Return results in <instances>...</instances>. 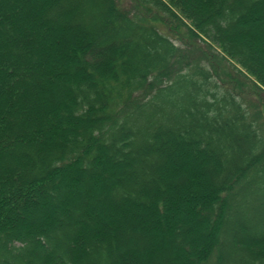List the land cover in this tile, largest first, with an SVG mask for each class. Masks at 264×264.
Wrapping results in <instances>:
<instances>
[{
    "label": "trees",
    "instance_id": "trees-1",
    "mask_svg": "<svg viewBox=\"0 0 264 264\" xmlns=\"http://www.w3.org/2000/svg\"><path fill=\"white\" fill-rule=\"evenodd\" d=\"M263 27L264 0H0V264H264Z\"/></svg>",
    "mask_w": 264,
    "mask_h": 264
},
{
    "label": "rangeland",
    "instance_id": "rangeland-1",
    "mask_svg": "<svg viewBox=\"0 0 264 264\" xmlns=\"http://www.w3.org/2000/svg\"><path fill=\"white\" fill-rule=\"evenodd\" d=\"M248 31H249V32H255V28H254L253 26H250V28H248ZM262 32H264V27H263V29H262ZM101 51H102V50H101ZM104 52H105V51H104ZM62 92H63V91L59 92V96H58V98H59V102L62 100V99H61V97H62ZM63 93H64V92H63ZM190 170H196V167L194 166V167H192ZM198 170L200 171V173H202V172L204 171V172H203V174H205L204 176L207 175V174H206V173H207L206 168H205V169L203 168V171H202L201 168H199ZM204 182H205V184H206V180H205ZM189 189L192 190V192H193V191L196 192L197 195H201V194L203 193L202 190H201V189H198V188H197V189H193L192 187H189ZM190 192H191V191H190ZM100 211H103V212L105 213L104 209H101ZM188 256L192 257L193 255H191V254L189 255V254H188Z\"/></svg>",
    "mask_w": 264,
    "mask_h": 264
}]
</instances>
